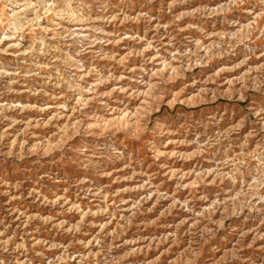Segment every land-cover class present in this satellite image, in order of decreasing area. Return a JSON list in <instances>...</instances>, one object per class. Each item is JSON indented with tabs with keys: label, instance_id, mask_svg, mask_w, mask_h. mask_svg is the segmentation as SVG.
Returning <instances> with one entry per match:
<instances>
[{
	"label": "rangeland",
	"instance_id": "1",
	"mask_svg": "<svg viewBox=\"0 0 264 264\" xmlns=\"http://www.w3.org/2000/svg\"><path fill=\"white\" fill-rule=\"evenodd\" d=\"M0 264H264V0H0Z\"/></svg>",
	"mask_w": 264,
	"mask_h": 264
}]
</instances>
